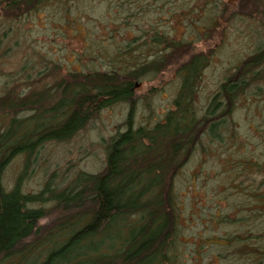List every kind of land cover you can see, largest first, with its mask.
I'll list each match as a JSON object with an SVG mask.
<instances>
[{"label": "trees", "instance_id": "16d2710c", "mask_svg": "<svg viewBox=\"0 0 264 264\" xmlns=\"http://www.w3.org/2000/svg\"><path fill=\"white\" fill-rule=\"evenodd\" d=\"M47 1L0 0V13L26 14ZM194 1L193 13L202 21V7L209 12L221 0ZM252 1L237 0V6ZM233 10V3H224L210 26L213 33L205 32L199 42L175 39L158 22L154 30L131 35L114 53L86 45L90 48L75 56L83 60L81 68L63 73L54 63L44 67L45 73L31 77L27 72L5 85L0 94V264H182V251L190 243L182 237L185 216L175 176L192 154L204 155L212 143L226 140L234 147L239 138L263 150L259 159L245 155L236 161L240 176L251 175L245 186L234 185L246 201L239 203L235 217L227 209L203 215L204 233L193 235L199 249L193 260L205 254L207 262L201 258L199 264H264V41L220 80L205 104L197 102L215 49L207 46L210 34L223 36L220 20L227 22ZM209 20L207 14L204 21ZM171 67L176 87L167 110L152 119L147 106L148 121L135 126L143 91L155 94ZM117 103L128 104L126 128L106 141L102 169L76 171L67 183L53 182L50 175L38 192L22 187L45 143L69 141L102 109ZM18 155L21 168L6 188L4 171ZM234 175H228L229 184Z\"/></svg>", "mask_w": 264, "mask_h": 264}, {"label": "rangeland", "instance_id": "374dc122", "mask_svg": "<svg viewBox=\"0 0 264 264\" xmlns=\"http://www.w3.org/2000/svg\"><path fill=\"white\" fill-rule=\"evenodd\" d=\"M226 2H232L234 10L228 12L230 19L228 17L227 22L220 20L224 27L223 36H214L210 26ZM197 4L193 0H49L36 11L26 14L22 12L10 17L12 14L4 16L0 13V94L11 79L19 82L27 72L33 77L36 72H44L54 63L64 68L61 69L63 73L67 68H81L83 60L79 63L75 56L86 45L92 48L100 46L114 53L130 40L131 35L136 37L144 31L154 30L153 27L159 22L161 28L162 25L169 28L168 32L175 39H187L192 43L199 42L205 32L212 31L207 46L213 45L215 49L203 71L197 101L203 105L206 97L216 90L220 80L235 64L264 41V0L246 2L240 7L237 0H221L220 6L210 8L209 12L203 6L202 21H198L196 13H193V7ZM207 14L211 15V20L206 22ZM24 65L26 67L21 69ZM174 68L166 72L167 79L155 94L143 91L142 85L136 83V88L143 91L144 96L137 103L133 115L135 126L148 121L147 106L154 112L152 119L167 110L176 87ZM170 77L173 79L169 80ZM128 110V104H114L102 109L69 141L45 143L27 168L21 180L22 187L27 192H38L50 175H53V182L67 183L76 171L97 172L102 169L105 143L117 131L126 128L122 124ZM259 128L263 131L262 126ZM262 154L259 145L245 143L240 138L234 147H231L229 140L224 144L212 143L206 154H192L175 176V189L185 216V219L182 218V237H186L190 243L182 251V264H199L201 261L199 255L198 260H193V251L198 249V245L197 248L193 246V235L204 233L206 216L203 215L227 209L235 217L239 203L242 201L244 205L246 198H242L240 189L235 190L234 185L242 183L245 186V181L251 175L240 176L236 161L245 158V155H250V159H259ZM21 164L22 155H18L6 167L3 175L6 188L12 187ZM234 174H237L236 179L230 185L228 175ZM223 227L235 230L236 226ZM217 228L215 225L212 231ZM202 253H205L203 249ZM206 260L208 258L204 254L202 261L206 263Z\"/></svg>", "mask_w": 264, "mask_h": 264}, {"label": "flooded vegetation", "instance_id": "af4514ba", "mask_svg": "<svg viewBox=\"0 0 264 264\" xmlns=\"http://www.w3.org/2000/svg\"><path fill=\"white\" fill-rule=\"evenodd\" d=\"M228 3H232V2H228ZM233 3H234V1H233Z\"/></svg>", "mask_w": 264, "mask_h": 264}]
</instances>
